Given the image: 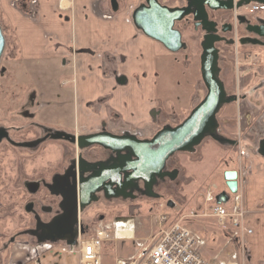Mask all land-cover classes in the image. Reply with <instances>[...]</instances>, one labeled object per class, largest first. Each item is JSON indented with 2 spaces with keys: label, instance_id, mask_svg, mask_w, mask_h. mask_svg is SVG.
<instances>
[{
  "label": "rangeland",
  "instance_id": "1",
  "mask_svg": "<svg viewBox=\"0 0 264 264\" xmlns=\"http://www.w3.org/2000/svg\"><path fill=\"white\" fill-rule=\"evenodd\" d=\"M157 1L168 8L179 5L185 7L187 3V0ZM0 25L3 26V35L8 36L12 42L1 14ZM239 32L237 35L235 30L233 33L225 32L224 36L234 35L235 38L244 34L241 30ZM183 41V49L177 53L169 52L158 43L156 60L159 97L156 108L159 109L157 110L159 129L145 138L147 140L161 129L180 124L202 101L206 93L199 60L200 45L204 37L199 30L188 28L183 32ZM14 45L10 44L8 48L5 45L0 58V129L15 143L32 142L31 146L13 145L7 140L0 143V264H8V256L12 249L14 251L18 249L19 253L16 256L21 258V264H77L75 251H70L71 245L67 247L64 239L48 240L46 237L39 245L43 246L44 253L33 255L32 249H36L39 243L29 235L30 231L34 230L35 214L27 213L24 208L23 176L18 171L19 167L22 170L23 165L19 166V163L25 165L27 178L31 179L38 172L31 169L49 167L47 170L50 169L48 172L50 173L57 167V172L59 170L58 174L61 175L69 162L76 163L77 155L87 153L93 158L101 154L99 150L89 148L80 151L82 147L78 144V137L74 138L69 129L59 127L65 124L62 119L51 122L52 125L40 122L46 121V118L49 120L50 99H55L56 103L62 98L51 94L53 88L60 90L59 78L54 72L45 73L40 77L35 70L29 72L28 76L25 66L18 58V49ZM215 46L219 47L217 43ZM219 49L222 50L217 53V79L221 83L224 82L226 90H231V82L240 64L238 60L241 61L243 57L241 54L238 55V50L244 52L248 50L245 46L236 50L234 45L225 44H221ZM262 49L257 46L253 48V52L261 56ZM40 81L47 85L43 91L39 90L42 87ZM46 102H48L46 105L50 104L47 108L38 106ZM57 105L59 104L56 103L53 107H59ZM65 105L69 106L71 102L66 101ZM67 113L68 111L65 114ZM62 116L61 113L57 114V117ZM214 121L213 133L205 134L196 145L177 151L169 157L166 172H171L170 179L156 178L157 184L153 187L155 183H152L149 189L138 183L139 190L136 189L138 194L132 199L126 195H121L123 199L120 196L114 198L115 196L107 195L97 202L95 199L92 200L95 202L89 206L77 208L74 227L78 230L80 224L87 227L86 232L81 234L82 239L91 237L100 230L107 232L109 240L104 242L101 251L104 262L110 263L114 258L118 260L133 255L140 243L157 238L169 224L179 223L199 238V250L203 256L212 258L224 254L225 258L228 251H234L235 264H239L241 242L232 236L230 220L232 217L221 226L211 214V206L214 201L217 202L221 192L225 191L230 197L226 208L231 212L233 194L225 185L223 174L228 168L237 166L241 168L242 164L238 158L246 155L248 151L257 152L259 149L255 144L248 145L245 141L243 144L242 138L246 139L245 132L247 135L248 129L238 130L235 107L230 103L224 102L219 106L214 114ZM47 133H53L56 139L50 135L47 137ZM262 133L264 134V130ZM261 134L258 138L263 137ZM131 136L141 139L135 135ZM68 137L74 138V143ZM234 139L237 141L235 148L230 144ZM80 160L85 161L81 157L78 163H81ZM128 189L126 187L124 192L132 191L131 188ZM42 192V203L35 205L34 210L41 220L47 221L52 213L58 212L56 203L60 200V194L50 196ZM240 192L243 194L242 189ZM169 202L172 206L168 204ZM124 223L134 231L133 238L120 239L116 236L117 228L125 227ZM240 224L241 222L238 226ZM116 237L117 240H114Z\"/></svg>",
  "mask_w": 264,
  "mask_h": 264
},
{
  "label": "crops",
  "instance_id": "2",
  "mask_svg": "<svg viewBox=\"0 0 264 264\" xmlns=\"http://www.w3.org/2000/svg\"><path fill=\"white\" fill-rule=\"evenodd\" d=\"M144 3L0 0V14L28 76L35 70L40 77L54 72L59 78L60 90L51 91L52 96L62 97L56 101L59 107H53L55 99H50L49 120L41 123L52 125L62 119L65 124L59 127L69 129L74 138L109 133L145 139L159 129L158 42L133 19ZM257 18L264 19V12ZM238 64L228 96L233 101L228 103L235 107L238 130L248 129L243 144H255L259 151L238 158L241 168L225 170L237 172L238 187L243 191L244 213L240 226H231L232 236L241 242L239 264H264V134L258 138L264 130V57L244 56ZM43 82L42 91L47 87ZM66 101L71 105H65ZM47 103L38 106L47 108ZM58 113L63 116L57 117ZM230 144L235 148L237 141ZM133 234L120 239H131ZM115 260L104 262L102 256V264H116Z\"/></svg>",
  "mask_w": 264,
  "mask_h": 264
},
{
  "label": "water",
  "instance_id": "3",
  "mask_svg": "<svg viewBox=\"0 0 264 264\" xmlns=\"http://www.w3.org/2000/svg\"><path fill=\"white\" fill-rule=\"evenodd\" d=\"M246 0L245 2H249ZM264 1V0H263ZM225 3L219 0H203L200 2L191 3L195 5L194 19L204 23L207 19V12L205 5L211 10L218 9H234V7H241L242 2L234 5L233 0H228ZM186 7L168 8L161 5L157 0H146V3L138 7L133 19L135 24L149 37L160 42L164 47L171 51H177L182 47V41L179 31L173 26L174 22L182 19L184 16L192 12L191 5ZM197 11L202 13V17H197ZM205 29V36L203 41V52L201 59V76L207 88V94L203 100L197 104L190 114L178 125L174 127H166L159 130L151 139L141 140L130 135H113L109 133H98L87 136L78 137L79 146H90L98 144L114 153H119L124 157V161L129 162L122 167L117 173L119 181L115 183L107 181V178L100 177L98 181L94 179L95 175L88 177L94 180L95 184L86 193L83 194L82 184L88 179L79 178L74 185L72 199L73 203L67 204L65 210L69 217H75L77 208L83 207L96 197L94 193L97 190L105 188V186L120 187L124 192L128 183L141 180L147 189L152 183H155L156 178H161L164 174L161 172L166 160L177 151L187 149L196 145L202 137L207 133H213L215 128L214 114L219 106L226 102L233 101V98L226 97L224 86L220 80L217 79V61L218 52L214 45L215 42L222 40L218 35L212 33L214 30L213 22H209ZM250 30L261 37H264V25L250 26ZM5 46V38L0 26V58L2 56ZM264 153V147H263ZM84 163L85 161L80 160ZM110 169V167H103V171ZM224 181L230 193L237 191V172L227 170L223 174ZM92 182V181H91ZM90 182V183H91ZM104 187V188H103ZM84 195V196H83ZM85 198V200H84ZM227 196L221 193L217 197V203L225 202ZM172 206V203H168ZM75 237L68 238L67 245L75 243Z\"/></svg>",
  "mask_w": 264,
  "mask_h": 264
},
{
  "label": "flooded vegetation",
  "instance_id": "4",
  "mask_svg": "<svg viewBox=\"0 0 264 264\" xmlns=\"http://www.w3.org/2000/svg\"><path fill=\"white\" fill-rule=\"evenodd\" d=\"M192 1L200 2L203 0H187L185 7L189 6V4H192L191 3ZM219 1L229 3L228 0H219ZM145 3H146V0H145ZM176 7L182 8L184 6H176ZM234 9L211 10L205 5V10L207 12V19H205L204 23H202L201 21L194 19L193 11H195V5L192 4L191 5L192 12L190 14L184 16L182 19L175 21L174 26H173L180 33L181 41L183 44L182 47L180 49H178L177 51H171V50L167 49L166 47H164V46L163 47L166 50H168L169 52L177 53L183 49V46H184L183 32H185L186 29L192 28L195 31L199 30L204 37L206 34L205 29L207 27H210V25H208V23L213 22V25L211 28H213L212 30H214V31L212 33H214L215 35H218L220 38H222V40L215 42L214 45H216V43L219 45V47L221 44H225L227 46H233L234 45L236 47V50L241 48L242 46H245V48L248 51L244 52V51L238 50V55L241 54L243 57L244 56L245 57L254 56V59H256L257 56L259 58L261 56L264 57V37H261L258 34H256L255 32H253L252 30H250V26L264 25V19L257 18V15L260 13H263L264 11L263 12H256L254 14H245L244 10H243V5L241 7H236ZM235 11H236V13H235ZM219 12H221V14H219ZM195 15L197 17H200V18L202 17V13L200 11H197ZM233 30H235L236 35H237V33L240 34V32H239L240 30L244 34H241L239 37L235 36V38H234V35L231 37L224 36L225 32H232L233 33ZM158 43H160V42H158ZM202 45H203V43H201V45H200V48H201L200 57H201L202 52H203V46ZM257 46L263 48L261 50V56L257 55L256 53L253 52V48H255V47L257 48ZM215 47H217L216 49H218V51H217L218 53L221 52L222 49L220 50L218 46H215ZM199 60H200V67H201V59L199 58ZM220 70L221 69L219 68V72H220ZM201 78H202V76H201ZM202 83H203V86L205 87V92H206L204 94V97H205L207 94V88L203 82V79H202ZM222 84L224 86L225 95H226V97H228L230 94L229 90H226L224 82ZM46 135H47V137H49V135H50L51 138H53V139L55 138L53 133H47ZM122 135H130L131 136V134H122ZM122 135H119V136H122ZM68 138L71 139L70 137H68ZM2 140H7L9 143H11L13 145L25 144L26 146H31L30 142H32V141H28L29 143L28 142L15 143L11 139H9V137L5 131L0 129V143L2 142ZM71 140L74 143V138H72ZM36 143H37V141L34 144H36ZM85 148L86 149L87 148L93 149L96 151L99 150L101 155L97 156V157L94 156L93 158H90V156H88L87 153L84 154L85 156L83 154H79L80 156L79 155L76 156V163L75 162H73V163L69 162V164L67 166L68 168L66 167L67 170L65 168L61 175L58 174L59 170L57 172V167L55 168L54 171H52L50 173H48L50 169L47 170L49 167H46L45 169L40 167V168L31 169V170H38V172L35 173L34 178L30 179V178H27L26 170L24 168L25 165L23 163H19V166L23 165L22 170H20V167H19L18 171H20L21 172L20 175L23 176L22 189H23V194H25L24 208H25V211L27 213H32V214L34 213L35 214L34 230L30 231L29 235L32 239H37V241L39 243H37L36 249H32L33 255L34 254L39 255V254L44 253L45 250H43V248H42L43 246L40 247L39 245L42 244V242H43L42 240H46V237L48 240L53 239V238L64 239V243L67 246L68 238H70V237L74 238V236H77L78 234H83L84 232H86L87 227L85 228L81 224H80L79 230L76 227H74L75 226V222H74L75 217H69L67 215L68 209L65 210L67 204L70 202L73 203V207H74V199H72L71 197L73 195L74 185H75L76 181L79 180V178L88 179V177L95 175L94 179L96 181H98L100 179V177H105V178H107V181H110V182H113L116 184V182L119 181V177H120L117 172L119 170H121L122 167L125 166L127 163L129 164V162L124 161L126 159H124V157H122V155H120L119 153L118 154L114 153L111 150L106 149V148H104L98 144H93V145H90L89 147H82V148H80V151L84 150ZM81 157L85 161L87 160L89 162L87 163V161H86L84 163L83 162L78 163L79 158H81ZM167 160H166V162H167ZM20 162H21V160H20ZM166 162H165L164 167L161 171L164 174L161 177L162 180L170 179V177H171V175H170L171 172H166ZM103 167H110V169L103 171ZM44 170H46V171H44ZM166 175L168 177H166ZM162 180H159V181H162ZM91 181L88 179V180L84 181V183L82 184L83 194L86 193L95 184L94 180H91ZM138 183H141V185H143L142 187L146 188L144 183L141 180H137V181H133L131 183H128L127 187L129 189L130 188L132 189V191H129V192L128 191L123 192L121 190V188L116 187L115 184H113L112 187H109L106 185L105 188L103 187L104 190L100 189L94 193V196L96 197L95 201L97 202L100 198L107 197V195L108 196H115L114 198H119V196L122 198L123 195H126L127 197L130 196V197H128L130 199L135 198L136 194H138L136 189L139 190L138 189L139 186L137 185ZM224 183H225V181H224ZM156 184H157V182L153 185V187ZM237 184H238V182H237ZM225 185H226V183H225ZM42 191H44L45 193H47L50 196L54 195V194L58 196L60 194L59 195L60 200L57 201V203H56L57 208H58V212L52 213L47 221L41 220L38 213L35 212V210H34L35 205L38 206L40 203H42L41 202L42 201V193H43ZM151 191L153 192L152 189H151ZM221 193H223V195L226 194L225 191H222ZM84 200H85V198H84ZM95 201H90L88 204L84 205V207L91 205ZM41 207H42V205H41ZM59 207L61 208V210H59ZM78 208H80V206ZM37 232H40V234H37ZM16 251H18V249H15V251H14V249H12L11 253L8 256V264H21L20 263L21 258H19V256L16 257V254H17V253H15ZM14 258H16V259H14Z\"/></svg>",
  "mask_w": 264,
  "mask_h": 264
},
{
  "label": "built area",
  "instance_id": "5",
  "mask_svg": "<svg viewBox=\"0 0 264 264\" xmlns=\"http://www.w3.org/2000/svg\"><path fill=\"white\" fill-rule=\"evenodd\" d=\"M233 3L236 4L235 0ZM242 5L245 14L264 11L263 0L257 2L250 0ZM240 190L237 184V191L232 193L231 212L226 208L230 199L227 194H225L227 196L225 202L214 201L215 203L212 204L211 214L221 226H224L230 217L233 227L239 225L244 213L243 194ZM107 235L105 230L97 231L86 239H82V235L78 234L75 243L67 247L69 246L71 252L75 251L77 264H102L101 251L104 242L109 240ZM223 256L224 254L206 258L199 250V238L196 234L179 223H171L157 238H150L148 242L140 243L132 256L125 260H117L116 264H235L234 251H228L225 258Z\"/></svg>",
  "mask_w": 264,
  "mask_h": 264
},
{
  "label": "bare ground",
  "instance_id": "6",
  "mask_svg": "<svg viewBox=\"0 0 264 264\" xmlns=\"http://www.w3.org/2000/svg\"><path fill=\"white\" fill-rule=\"evenodd\" d=\"M116 236L118 238H127L132 236V228L130 227H119L116 231Z\"/></svg>",
  "mask_w": 264,
  "mask_h": 264
},
{
  "label": "trees",
  "instance_id": "7",
  "mask_svg": "<svg viewBox=\"0 0 264 264\" xmlns=\"http://www.w3.org/2000/svg\"><path fill=\"white\" fill-rule=\"evenodd\" d=\"M0 26H1V25H0ZM1 29H2V32H4V30H3V26H1ZM4 38H5V45L7 46V48L9 47L10 44H13V45H14L13 42H10V41H9V37H8V36L6 37L5 34H4ZM14 47H15V45H14ZM11 48H12V47H11Z\"/></svg>",
  "mask_w": 264,
  "mask_h": 264
}]
</instances>
